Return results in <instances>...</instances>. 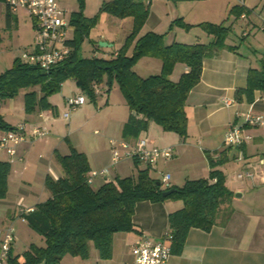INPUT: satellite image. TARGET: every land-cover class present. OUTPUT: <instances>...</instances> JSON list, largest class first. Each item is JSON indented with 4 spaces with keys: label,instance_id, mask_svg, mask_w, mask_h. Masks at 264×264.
I'll return each mask as SVG.
<instances>
[{
    "label": "trees",
    "instance_id": "16d2710c",
    "mask_svg": "<svg viewBox=\"0 0 264 264\" xmlns=\"http://www.w3.org/2000/svg\"><path fill=\"white\" fill-rule=\"evenodd\" d=\"M2 1L6 4L5 0ZM147 1L111 0L101 5V12L117 18H130L132 21V29L125 43L109 58L79 56L80 41L89 34L97 16L87 18L81 9L72 12L69 25L74 29V36L69 41V58L47 73L16 60L10 69L0 74V101L11 100L20 91L26 90V114L33 113L36 108L54 111L48 98L60 91L65 81L72 79L82 93L95 100L92 86L105 79L106 91L116 83L129 112L121 130L123 140L140 138L150 123L160 127L163 132L185 138L186 99L200 81L204 59L212 58L222 50H236L225 43L231 28L223 23H200L196 27H201L212 37L208 43L173 42L165 45L164 35L153 32L140 34L149 15ZM230 13L240 18L250 15L251 10L234 6ZM259 15L264 18V3ZM11 17L6 5L7 25ZM173 24L187 30L193 27L181 19L175 20ZM94 45L97 50L101 49L97 43ZM129 48H132L131 54H128ZM144 57L160 62L159 73L140 76L134 72L135 63ZM178 64L186 70L174 81L171 76ZM255 92L264 94V58L260 59L258 69H249L246 87L237 89L234 97L237 102L245 100L252 103ZM15 128L0 113V131L8 132ZM227 149L216 159L208 157L210 170L206 178L188 180L181 187L163 188L161 181L150 175L151 167L147 166L137 169L133 176L106 181L94 190L87 183L90 171L86 156L71 148L69 155L57 156L63 176L55 180L51 177L45 179L49 197L35 205L32 211L21 214L27 227L44 238V244H31L20 255H12L10 249L7 264H60L67 255L85 260L89 257V243L93 245L99 259L107 260L111 257L112 236L134 231L132 218L137 203L142 201L182 202V208L167 217L171 253L180 254L190 230L211 231L216 224L218 210L232 196L225 186L224 174L218 169L227 162ZM9 173L10 164L0 162V199L6 196ZM171 189L175 191L163 196L164 192Z\"/></svg>",
    "mask_w": 264,
    "mask_h": 264
},
{
    "label": "crops",
    "instance_id": "0c3cea01",
    "mask_svg": "<svg viewBox=\"0 0 264 264\" xmlns=\"http://www.w3.org/2000/svg\"><path fill=\"white\" fill-rule=\"evenodd\" d=\"M62 1L60 0V4ZM147 2L149 15L140 34L153 32L164 35L165 45H170L173 42L182 44L201 43L198 42L201 34V36L206 37V43H208L212 37L196 28V25L200 23L216 25L223 23L231 30L234 25H239L243 29L241 39L253 34L255 35L254 40L264 41V33H262L264 32V28H262L264 27V18L259 15L264 0H149ZM234 6H243L251 10V13L248 16L242 15L240 18H235L230 13ZM13 13L15 12H11V15ZM178 19L193 27L187 30L174 25L173 22ZM15 20L17 21V17ZM11 21L12 18L10 23ZM30 21L31 30L34 34L33 22L31 19ZM190 40L194 41L190 42ZM228 40L227 37L225 43L227 46L235 47L234 52L222 50L214 57L206 58L202 62L200 81L190 91L185 102L186 137L181 138L174 133L163 132L160 127L153 123H150L147 131L140 136V138L146 139L151 146L171 149L172 158L170 160L161 159L150 168V175H152V172H157L159 167L158 174L160 175L157 177L159 180L164 174H169L170 187H181L188 180H196V166L189 171L177 170V165L172 166L183 158H186L191 165H196V159L200 161L201 178L208 176L210 170L208 157L216 159L222 151L229 148L223 142L224 134L230 124L236 123L243 126L244 133L250 134L253 138L251 142H247L242 147L227 149L225 153L227 162L218 167L224 174L225 186L230 192H237L236 196H232L221 205L216 217V224L211 231L204 232L200 229H191L180 254H171L167 264H264V131L246 127L243 123V115L247 113L264 116V94L255 92L252 103L245 100L237 102L234 97L237 89L246 87L249 69H258L260 59L264 56L254 59L248 54H241L238 46L229 43ZM149 60L158 61L152 58ZM160 69L159 61L155 62L154 66L148 62L140 71L141 73L137 74L148 76L157 74L154 72L159 73ZM185 70L183 65H176L171 79L177 80ZM94 86H92L93 89ZM106 90L107 88H102L99 93L106 96L105 101L108 105L110 90ZM76 96H82V92L78 88L69 95V97ZM226 98L233 100L232 106L225 107L223 105V99ZM65 99L67 100V97L63 96L62 103L64 105H66ZM48 101L55 108L54 111L36 109L32 114H26L25 119L21 122L18 121L17 124L8 122L13 127L25 124L27 129L36 126L45 128L48 132L44 138L27 140L19 144L16 147L15 158H10L5 152H0V162L10 164L6 198L10 195L9 189L12 184L21 186V194L15 195L23 196L20 206L26 204L27 196H49V192L45 193V179L51 177L55 180L63 176V170L57 156L69 155L71 148L86 156L89 171H101L103 169H107L108 172L111 169L114 171L115 165H112L109 141L122 139L121 130L129 115L125 104L122 110H117L108 118H101L103 119L102 130L104 135L95 137L94 135H98L95 134L97 130L91 135L78 129L80 125L77 116H74L76 112L72 117L69 114V118L64 119L59 114L60 108L57 102L51 101L49 98ZM83 110L85 112L88 109L84 108ZM94 115L91 114L88 117L86 126L98 117L96 114ZM67 130H70L68 131L69 137L63 141ZM5 134L6 132L0 131V136ZM138 139L127 141L134 143ZM196 144L201 145L203 154L200 153V148L196 149ZM196 151L197 156L199 155L197 158ZM143 165L144 167L138 169L147 167L145 164ZM227 166L229 167L227 173L231 174L232 172L233 177L236 173L251 172L253 178L241 179L245 183L239 184L238 182L231 189L226 182L224 167ZM107 176L94 178L91 185L97 179L106 180ZM236 179L238 178L236 177ZM35 181L40 185V189L36 193L32 191L31 187ZM31 199L36 200V203L27 204L26 207H20V209H15V207L13 211L9 210L7 219L9 223L20 221L27 227L21 218V213L23 210L32 209L41 203L42 197L37 199L31 197ZM13 200L17 206L18 197H14ZM182 206L181 202L173 200L158 203L139 202L132 218L134 231L116 233L112 236L111 257L109 259H99L95 251L92 254L89 253L88 259H85L84 262L78 259L72 261L76 264H134L132 245L135 240L140 237H147L154 242L164 241V236L169 231L168 215L180 210ZM14 246L15 242L11 246L12 255H15ZM65 257L62 261L66 259Z\"/></svg>",
    "mask_w": 264,
    "mask_h": 264
},
{
    "label": "rangeland",
    "instance_id": "374dc122",
    "mask_svg": "<svg viewBox=\"0 0 264 264\" xmlns=\"http://www.w3.org/2000/svg\"><path fill=\"white\" fill-rule=\"evenodd\" d=\"M111 0H63L60 6L64 9L65 20L69 23L70 22V15L72 12H77L81 9L83 15L87 18H92L97 16L95 25L91 28L88 35H84L82 40L80 41L79 47V56L82 58H91V57H100V58H109L120 49L123 44L125 43L127 37L129 36L131 29H132V21L130 18H117L113 17L105 12L100 11V7L104 2H108ZM6 6L2 0H0V74L5 72L6 70L10 69L16 60H22L21 56L23 52H32L33 51V33L31 30V21L30 17L25 14L23 10H17L11 16L12 21L9 25L6 23ZM17 17V21L15 18ZM202 30L201 27H196ZM242 30L239 25H234L232 30L228 35V42L237 45L238 49L241 54L250 55L252 58L257 59L260 56H264V41L254 40L255 35L249 34L248 37L241 39ZM74 29L69 25V31L67 37L72 40L74 34ZM203 31V30H202ZM204 32V31H203ZM205 33V32H204ZM264 33V32H262ZM193 34V33H192ZM201 34V32H200ZM202 35V34H201ZM198 42L206 43V37L201 36ZM164 40V39H163ZM194 40H190L193 42ZM107 43L111 45L110 47H100V43ZM94 43H97L98 46L101 48L97 50ZM132 48H129L128 54H131ZM151 63L154 66L155 62L158 61H151L149 58L144 57L138 60L133 70L136 73H141L140 71L142 68L147 64ZM158 73V72H154ZM113 87V88H112ZM112 87L110 88V93L108 95V105L106 100V96L100 95L99 92L102 88H107L106 80L103 79L101 83L95 85L93 89L94 93L96 94L95 100H92L89 96L85 93H82V96L86 98V104L84 106L77 107L71 110L70 117L76 112L74 116H77L79 130L83 133H89L91 135L94 134V131L97 130L99 133L98 135H94L95 137L103 136L102 130V120L101 118H108L117 110H122L125 107V100L118 89L116 83H113ZM77 86L72 79L65 81L60 88V91L56 92L49 96L51 101L55 100L60 108L59 114L63 115L64 112L69 110L68 105H64L62 103V97L65 96L68 98L69 95L72 94L73 91H76ZM93 88V87H92ZM26 90L20 91L13 99L11 100H2L0 101V113L5 118L6 122L17 124L18 121L21 122L25 119L26 113L24 112V94ZM105 95V94H104ZM66 100V99H65ZM105 101V102H104ZM84 108L88 110L84 112ZM37 109V108H36ZM35 109V111H36ZM32 114V113H31ZM91 114H96L97 118L93 119V121L86 126V121ZM95 116V115H94ZM86 126V127H84ZM67 130L65 136L63 137V141L69 137ZM200 148V153H202L201 145L196 144V149ZM203 154V153H202ZM199 156V155H198ZM197 151H196V158ZM177 165L176 169L181 171H189L194 169L196 166V180L201 179L202 171L200 168V161L196 159V165H191L190 162L187 161L186 158H183L181 161L179 160L177 163L173 164L172 166ZM139 167H144L142 163H135L133 160H126L123 162L118 163L114 167V171L112 170L111 173L108 172V176L106 180L97 179L95 183L92 185L94 190H97L104 182L106 181H114L116 178H125L135 175L137 169ZM116 168V169H115ZM228 166L224 167L225 174H226V182L229 188H234L236 184L245 183L241 179H236L237 174L232 176V172L227 173ZM157 172H152V177L157 178L160 174H158L159 167L156 170ZM242 173V172H240ZM207 175V174H206ZM204 177V176H203ZM97 178V177H96ZM103 180V181H102ZM97 182V183H96ZM8 186V185H7ZM29 187V186H28ZM32 191L34 193L38 192L40 189V185L37 184V181L31 185ZM22 192L21 186L15 184L11 185L9 189V196L6 198L7 193L4 199H0V230L11 223L8 222V213L9 210L20 209V207H26L27 204L36 203L34 199L31 197H42L41 202H44L48 197L47 196H27L26 204L20 206V202L23 196H15L20 195ZM45 193L48 191L45 190ZM232 193V196H236L237 192ZM49 194V193H48ZM14 195V196H13ZM38 195V193H37ZM232 196L230 198H232ZM14 197H18V201L13 200ZM175 202H181L180 200H173ZM182 203V202H181ZM19 205V206H18ZM15 228L16 232V239H15V246H14V254L20 255L24 250L28 249L31 244L34 245H43L44 238L38 235L37 233L30 230L28 227H25L20 221L12 223ZM95 252V249L91 243H89V253ZM60 264H76L73 259H78L84 262V259L80 257H73L67 255Z\"/></svg>",
    "mask_w": 264,
    "mask_h": 264
},
{
    "label": "built area",
    "instance_id": "2783aa9c",
    "mask_svg": "<svg viewBox=\"0 0 264 264\" xmlns=\"http://www.w3.org/2000/svg\"><path fill=\"white\" fill-rule=\"evenodd\" d=\"M11 12L23 10L33 22V51L23 52L24 63L36 66L44 72L69 58L71 47L70 39L67 37L69 23L65 20V11L60 6V0H5ZM264 28V27H262ZM95 88V86H94ZM99 93V92H97ZM86 103L84 96L68 98L66 104L69 110L63 113L64 119L69 118V112ZM233 100L223 99V105L230 107ZM243 123L246 127L258 128L264 131V116L247 113L243 115ZM47 130L41 127L27 129L25 124L18 125L15 130L6 132L0 136V152H5L10 158L16 157V147L27 140H37L47 135ZM95 134H98L96 131ZM252 136L243 131V126L232 123L224 134V145L227 147H242L252 141ZM111 147L112 165L126 160H134L146 166H153L159 160H170L172 151L170 148H158L151 146L149 142L140 138L134 143L126 140L109 141ZM107 169L101 171H90L87 183L91 184L96 177H106ZM238 179H252L253 173L242 172L237 174ZM163 188L170 187V175L164 174L160 179ZM32 211L23 210L21 214ZM0 264H7L11 246L15 242L16 232L12 224L4 226L0 230ZM171 233L164 236V241L154 242L147 237H140L132 245V256L134 264H167L170 257Z\"/></svg>",
    "mask_w": 264,
    "mask_h": 264
},
{
    "label": "water",
    "instance_id": "95a60500",
    "mask_svg": "<svg viewBox=\"0 0 264 264\" xmlns=\"http://www.w3.org/2000/svg\"><path fill=\"white\" fill-rule=\"evenodd\" d=\"M99 46L100 47H110L111 45H108V44L102 42V43L99 44ZM174 191H175L174 189L168 190V191L163 193V196H167V195L171 194Z\"/></svg>",
    "mask_w": 264,
    "mask_h": 264
}]
</instances>
